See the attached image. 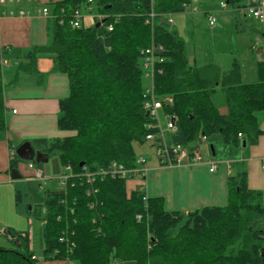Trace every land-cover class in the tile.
Returning <instances> with one entry per match:
<instances>
[{"label":"trees","instance_id":"1","mask_svg":"<svg viewBox=\"0 0 264 264\" xmlns=\"http://www.w3.org/2000/svg\"><path fill=\"white\" fill-rule=\"evenodd\" d=\"M239 1L225 3L228 7ZM188 4L190 0L54 4L49 44L35 48L28 55L31 61L18 70L31 72L35 55L45 54L53 71L68 79L69 93L59 102L56 125L71 135L37 138L32 144L48 159L57 156L63 170L70 168V176L64 187L45 191L43 205H26L28 232H3L12 247L0 246V264H36L37 253L44 261L71 264H264L262 195L248 189L244 172L228 178L225 206L192 211L185 218L166 212L161 198H148L145 209L143 193L135 189L127 194L125 181L95 176L89 183L83 176V168L95 175L112 162L134 167L132 143L141 144L147 133L156 131L155 120L143 109L147 96L141 67V52L152 43L163 48L154 93L158 99L172 98L165 111L174 117L176 130L164 135L167 147L192 148L200 145V137L211 135L226 145L257 143V113L264 114V61L257 63L258 79L251 84L241 82L236 64L226 73L213 64L192 65L183 40L167 22ZM75 10L92 15L93 23L71 27ZM151 10L155 17L146 24ZM6 52L0 45V59ZM217 87L225 97V114L211 102ZM4 115L0 72V132L6 130ZM18 163L16 156L10 159L9 170ZM20 202L17 192L15 205Z\"/></svg>","mask_w":264,"mask_h":264},{"label":"crops","instance_id":"2","mask_svg":"<svg viewBox=\"0 0 264 264\" xmlns=\"http://www.w3.org/2000/svg\"><path fill=\"white\" fill-rule=\"evenodd\" d=\"M58 1L60 0H0V45L7 51L6 55L0 59L6 124V130L0 132V182L6 181L3 175L8 176L11 173L9 170L10 149L15 150L23 142L32 144V141L37 138L50 140L71 135L69 132L57 129L59 102L68 96L69 85L65 75L53 71L51 57L36 54L34 70L28 73L18 70L21 65L31 61L28 55L32 54L35 48H42L49 44L55 30L53 6ZM239 2L244 3L243 9L249 0ZM228 7L235 9L236 13L240 10L238 5ZM43 9L47 10L46 15L41 13ZM82 22L84 26H90L93 23V16L83 14ZM227 26L238 42L244 39L245 36L242 35L249 37L252 43L250 51L255 53L248 54L250 55L248 62H242L244 68L239 66L240 80L245 84L256 83L257 63L264 61V23H258L249 17H244V22L241 23L236 16H230ZM240 59H243L242 53ZM233 65L230 69H223L222 72L230 71ZM217 67L220 70V66ZM215 97L213 95L211 97L213 106L221 114H225L227 112L225 97L220 100L218 96L217 101ZM216 102L219 103L218 106ZM257 122L261 134L255 145L239 147L226 145L219 137L220 142H215L216 151H218L215 159L212 157L216 155V152L210 146L211 155L206 153L204 158H201V163L197 165L168 166L170 175L173 177L171 195L164 191H156L154 185H158L159 178L155 176L151 181L154 191L150 193L148 189L147 198L150 194H153L155 198H161L166 212H179L185 218L192 211L225 206L228 178L244 172L248 189L260 192L264 205L263 113H257ZM210 164L216 166L212 173L209 172ZM22 165L27 170L22 162L17 164L16 169ZM162 169L163 167L160 166L158 170ZM27 176L32 177V173L28 170ZM55 182L53 188H60L58 178ZM138 185V180L132 182L128 188L125 185L127 194L135 189L139 190ZM36 264L67 263L44 261L42 257L39 259L37 256Z\"/></svg>","mask_w":264,"mask_h":264},{"label":"rangeland","instance_id":"3","mask_svg":"<svg viewBox=\"0 0 264 264\" xmlns=\"http://www.w3.org/2000/svg\"><path fill=\"white\" fill-rule=\"evenodd\" d=\"M221 3L225 4V0H190V4L185 7L183 13L171 16L173 22V26L171 27L183 40L186 55L191 64L197 68L213 64L217 66L219 65L222 72L223 69H230L234 63L238 65V69L239 66L244 68L242 62H248L247 60L250 56L248 54L255 53V51H250L252 43L247 35H242L245 36L244 39H241L242 41L240 40L238 42L231 34L229 26H227V23L229 24L230 21V16H236L241 23L244 22V17H248L246 12L242 9L244 3L238 2L237 5L240 10L237 13L232 7H227L224 10L220 9ZM192 8H195L196 12H192ZM205 14H211L214 16L215 25L212 28L209 27ZM261 26H263V24ZM241 53L243 54V59H240ZM142 81L145 88L150 85V80L145 78V76L142 77ZM213 96H216V101L219 99L218 96H220V100L221 98H224L220 87L216 88ZM216 105L218 106L219 103L216 102ZM157 120L158 124H165L166 119L162 110L157 112ZM215 142H220L219 136L211 135L206 138L205 142H202L198 146L201 158H204L206 153L211 155L210 146L213 148L214 152H216V155L212 158L215 159L218 156V151H216L217 144H215ZM131 146L135 161H144L143 167L146 170V195H148V189L150 193H153L152 191H154L151 181L155 176L159 178L158 185H154L156 191H164V193L171 195L170 190L171 192L173 191V177L170 175L168 165L161 166L159 164L155 146L149 141H144L141 144L134 142ZM160 166L163 167L162 170H158ZM39 171L47 178L44 184L33 177L27 176V170L23 165L16 169L19 179H11L10 175H3V178L6 179V181L0 182L1 247H12L8 237L3 234L4 231L9 229L19 233L28 232L29 222L25 211L26 205H43L45 191L49 188L55 187V180L63 173V169L57 156L49 158L48 162L44 164ZM135 180H141V176L134 175L131 179L125 181L126 187L128 188ZM17 192L21 194V202L18 206L15 205V194ZM148 197L150 199L155 198L153 194H150ZM36 255L39 259L41 258L40 253H37ZM126 264L134 263L126 262Z\"/></svg>","mask_w":264,"mask_h":264},{"label":"built area","instance_id":"4","mask_svg":"<svg viewBox=\"0 0 264 264\" xmlns=\"http://www.w3.org/2000/svg\"><path fill=\"white\" fill-rule=\"evenodd\" d=\"M227 8L226 3L220 4V9L224 10ZM249 18L258 22L264 23V0H249L248 4L243 8ZM90 8L86 9V12H89ZM192 12H196L195 8L191 9ZM43 15H46L47 10L43 9L41 11ZM87 15H89L87 13ZM155 14L151 10L146 20V24H152ZM206 21L210 28L215 25V18L211 14H205ZM83 13L79 10H75L73 12V16L70 21V26L73 28H79L83 25ZM167 22L169 25L173 26V22L171 17H168ZM111 30V27H108V31ZM163 53V48L159 45H154L153 43L146 49L141 52L142 55V71L143 76L150 80V85L145 89V95L147 96L146 100L143 104V109L148 114L152 120L156 122V131L147 133L145 136V141H149L151 143H155L156 149V156L159 160V164L168 165V166H194L201 163V156L198 151V146L192 148H186L182 146H175V147H167L166 143L164 142V135L168 133H174L176 128L174 125V117L168 114L165 110L172 104V98L170 96H166L162 99H158L154 93V84H153V77L155 73H159L158 65L162 63L163 58L161 54ZM162 110L164 113V117L166 122L164 125L158 124L157 120V112ZM238 141L239 143L242 142V135L238 134ZM205 137H200V144L205 142ZM15 156L14 150H9V159H12ZM27 167V170L32 173V177L37 181L44 184L46 182V176L40 172L36 165L32 162H24ZM144 161L143 160H136L135 165L132 168H126L120 163L112 162L106 168L98 170L95 175L93 173L87 172L83 168V176L85 179L90 183L93 181L95 176L100 177L101 179L108 178L111 180H121L127 181L131 179L134 175H140L141 180L139 181V190L143 193L142 200L145 202V209H146V185H145V177H146V170L143 167ZM264 167V166H263ZM216 169L215 164H210L209 172L212 173ZM70 176V168L66 166L63 170V173L58 178V185L59 187H64L66 181ZM41 186V185H40ZM141 216H136V220H140ZM62 241V239H60ZM67 264H71L70 262H66Z\"/></svg>","mask_w":264,"mask_h":264},{"label":"water","instance_id":"5","mask_svg":"<svg viewBox=\"0 0 264 264\" xmlns=\"http://www.w3.org/2000/svg\"><path fill=\"white\" fill-rule=\"evenodd\" d=\"M102 23H104V20L98 22L96 26ZM145 116L148 117V114L146 113ZM14 154L16 158L22 163L32 162L35 165H44L48 162V158L44 157L40 151H37L30 142H23L17 146L14 150ZM80 166H82V164H80ZM10 177L11 179H19V175L17 174L16 170L11 171ZM261 257L264 260V251L261 252Z\"/></svg>","mask_w":264,"mask_h":264}]
</instances>
